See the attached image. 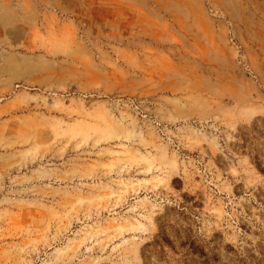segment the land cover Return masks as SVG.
Returning <instances> with one entry per match:
<instances>
[{"label":"rangeland","instance_id":"obj_1","mask_svg":"<svg viewBox=\"0 0 264 264\" xmlns=\"http://www.w3.org/2000/svg\"><path fill=\"white\" fill-rule=\"evenodd\" d=\"M0 264H264V0H0Z\"/></svg>","mask_w":264,"mask_h":264}]
</instances>
